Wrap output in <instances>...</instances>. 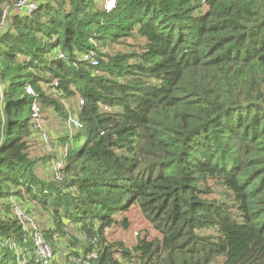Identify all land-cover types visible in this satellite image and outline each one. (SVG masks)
I'll list each match as a JSON object with an SVG mask.
<instances>
[{"label":"trees","instance_id":"trees-1","mask_svg":"<svg viewBox=\"0 0 264 264\" xmlns=\"http://www.w3.org/2000/svg\"><path fill=\"white\" fill-rule=\"evenodd\" d=\"M18 1L0 0V264H40L12 200L48 213L54 258L264 264V0ZM52 81L83 99L60 180L28 153L32 103L66 115ZM132 206L159 235L110 240Z\"/></svg>","mask_w":264,"mask_h":264},{"label":"rangeland","instance_id":"rangeland-1","mask_svg":"<svg viewBox=\"0 0 264 264\" xmlns=\"http://www.w3.org/2000/svg\"><path fill=\"white\" fill-rule=\"evenodd\" d=\"M11 24V21L8 22V25ZM111 51L107 50V52L112 53V51H117L120 49V46L111 47ZM57 54H61L58 52ZM44 92L49 95L51 98L58 100L62 103L64 107V111L66 115L60 114L52 108H44L41 107L40 104H37L39 108V123L42 128L39 130V133L44 132L47 136L46 141L43 138H40L38 135L29 138L28 144L29 156L34 160V171L36 175L43 179H49L51 175L50 163L46 159V155H53L55 151L60 155H65L66 147L60 144V139L65 138L68 135H71L75 130H77L78 126H75L73 122H71L70 118L74 117V114L77 115L76 110L77 104L79 107V96H76L73 99H66L63 96H59L56 90V82H50V86L43 85ZM45 141L47 145L43 142ZM49 149V150H48ZM64 158V157H63ZM54 180H58L53 178ZM34 216L36 223L40 226V228L48 227L51 224V218L48 213L41 208L34 207L33 212H31ZM128 226L120 227L116 226L114 228L108 229L107 233L108 238L110 240H122L127 245L135 240V232H144L148 231L150 237H154L158 234L157 231L154 230L153 226L146 220L145 216L141 212V210L132 206L128 212L124 214ZM119 218H122L121 216ZM159 235V234H158ZM69 247L65 246L58 248V252H55V264H64L67 262L70 264L69 259H67V255L70 256L68 250ZM73 257V256H72ZM70 259L71 256H70Z\"/></svg>","mask_w":264,"mask_h":264},{"label":"built area","instance_id":"built-area-1","mask_svg":"<svg viewBox=\"0 0 264 264\" xmlns=\"http://www.w3.org/2000/svg\"><path fill=\"white\" fill-rule=\"evenodd\" d=\"M115 0H105L103 7L104 10L109 11L114 7ZM38 6V0H19L17 3H15L13 11L19 12H26V14H29L32 10L36 9ZM8 8H4L2 12V21L0 22V29L3 27V25L7 22L8 18ZM85 59H89V55H84ZM95 61L92 60V64H94ZM26 92L28 94H32L31 88L28 86L26 87ZM79 106L83 104V99H79ZM105 110H109V108L105 107ZM71 122L75 126H79L77 115L74 114V117L70 118ZM31 121L33 125V129L35 130L36 135H38L40 138H43L45 141L47 139V136L44 132L39 133V130H41L42 126L39 123V108L36 103H32L31 105ZM43 141L46 145L47 143ZM49 150V149H48ZM50 155V154H49ZM51 158L49 160L50 168H51V175L53 178H56L58 180L61 179V168L63 167L64 161H63V155L58 154L56 151L53 155H50ZM13 206H12V213L17 222L20 224L23 230L30 233V238L33 244V258L36 262L40 264H55V258H54V252L52 249V246L49 242H47L41 232L40 226L36 223L33 214L25 209L21 204H19L17 201L12 200ZM10 247L15 249V243L10 242ZM17 250V249H15ZM26 259H23V262H25ZM72 264H88L87 261H80L79 259H71ZM130 264H135L134 262H131Z\"/></svg>","mask_w":264,"mask_h":264},{"label":"water","instance_id":"water-1","mask_svg":"<svg viewBox=\"0 0 264 264\" xmlns=\"http://www.w3.org/2000/svg\"><path fill=\"white\" fill-rule=\"evenodd\" d=\"M13 14H17V11H14Z\"/></svg>","mask_w":264,"mask_h":264},{"label":"crops","instance_id":"crops-1","mask_svg":"<svg viewBox=\"0 0 264 264\" xmlns=\"http://www.w3.org/2000/svg\"><path fill=\"white\" fill-rule=\"evenodd\" d=\"M50 226H52V220H51V224H50Z\"/></svg>","mask_w":264,"mask_h":264}]
</instances>
